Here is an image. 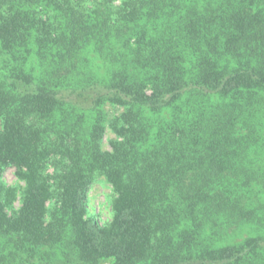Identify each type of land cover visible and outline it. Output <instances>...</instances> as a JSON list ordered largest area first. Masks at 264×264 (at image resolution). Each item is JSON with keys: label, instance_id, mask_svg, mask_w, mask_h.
<instances>
[{"label": "trees", "instance_id": "1", "mask_svg": "<svg viewBox=\"0 0 264 264\" xmlns=\"http://www.w3.org/2000/svg\"><path fill=\"white\" fill-rule=\"evenodd\" d=\"M0 264H264V0H0Z\"/></svg>", "mask_w": 264, "mask_h": 264}, {"label": "rangeland", "instance_id": "2", "mask_svg": "<svg viewBox=\"0 0 264 264\" xmlns=\"http://www.w3.org/2000/svg\"><path fill=\"white\" fill-rule=\"evenodd\" d=\"M113 138L114 135L108 132L105 140V149H110L108 141ZM2 180L9 186H16L17 184L22 185V183L17 180L15 171L12 168L4 172ZM113 196L114 191L112 186L102 177L98 178L89 190L87 200L88 213L99 225H105L112 219L111 200ZM16 206H19V203H16Z\"/></svg>", "mask_w": 264, "mask_h": 264}]
</instances>
